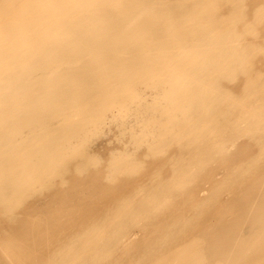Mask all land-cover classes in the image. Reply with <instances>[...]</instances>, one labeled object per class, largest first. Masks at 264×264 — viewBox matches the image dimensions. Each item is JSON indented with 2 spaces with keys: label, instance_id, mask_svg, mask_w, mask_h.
I'll list each match as a JSON object with an SVG mask.
<instances>
[{
  "label": "bare ground",
  "instance_id": "obj_1",
  "mask_svg": "<svg viewBox=\"0 0 264 264\" xmlns=\"http://www.w3.org/2000/svg\"><path fill=\"white\" fill-rule=\"evenodd\" d=\"M262 66L264 0H0V264H264ZM132 114L153 161L101 169L90 136Z\"/></svg>",
  "mask_w": 264,
  "mask_h": 264
},
{
  "label": "rangeland",
  "instance_id": "obj_2",
  "mask_svg": "<svg viewBox=\"0 0 264 264\" xmlns=\"http://www.w3.org/2000/svg\"><path fill=\"white\" fill-rule=\"evenodd\" d=\"M263 67V66H262ZM264 68V67H263ZM264 71V70H263ZM238 79H240V78H236V80L235 81H230V82H226L228 85H229V87L230 88H232V89H235V91H239L238 89H240L239 87L241 86V80L242 79H240V80H238ZM225 83V82H224ZM233 83V84H232ZM226 84V85H227ZM227 85V86H228ZM238 88V89H237ZM144 90H146L145 92H144ZM142 94L144 95V98L146 99H143V100H145V102H147L148 101V103H149V101L151 102V100H152V102L151 103H153V99H152V97L154 98V93H153V91H151L150 89H147V88H143L142 89ZM236 92V93H237ZM142 95V96H143ZM148 97V98H147ZM108 118L109 119H106L107 121L102 125V127H101V129H100V131L98 130V133L96 132V134L94 133L93 134V136H90V138H89V145H87V151L89 150V152L88 153H91V154H95L94 156H97V157H99L100 158V160H102V164L101 165H99V167L101 168V169H103V170H105L106 169V166L108 165V162H109V158H111V156L116 152L117 153V151L119 152H121V151H129V150H131V153H133V154H135V156L137 155V156H141V158H143L144 157V159H146V160H148V162L150 161V162H152L153 161V159H148V156H147V154H146V148H145V146H143L142 148L141 147H139L140 149L138 150L135 146H133V141H132V137H131V135H132V133H133V131L135 130V131H137V130H139L140 129V124H141V120L139 119V117L138 116H136V115H134V114H132V115H130V116H128V117H126L127 119H125V117L123 118V119H121L122 120V122H121V120H119L120 121V123L122 124H119L118 122H116L114 119H113V117H110V115L108 116ZM112 118V119H111ZM110 120V121H109ZM111 120H113V121H111ZM124 121V122H123ZM137 121V122H136ZM140 121V122H139ZM116 122V123H115ZM124 123V124H123ZM127 123V124H126ZM134 123V124H133ZM139 123V124H138ZM139 125V126H138ZM135 126V127H134ZM137 126V127H136ZM130 132V133H129ZM122 136V137H121ZM119 137V138H118ZM241 140H238V143H237V145L236 146H234V147H232V148H230L232 151H240L241 149H243V148H241V147H244V146H247V144H250V146H252L251 148V150H254L255 149V147L257 148V143L255 142H253V139H250L249 137H242V138H240ZM250 140H252V142L250 141ZM129 141V142H128ZM130 141H131V143H130ZM251 142V143H250ZM133 143V144H132ZM252 143H254V144H252ZM88 144V143H87ZM131 145V146H130ZM123 148V149H122ZM121 149V150H120ZM136 149V150H135ZM134 150V151H133ZM138 150V151H137ZM111 152H112V154H111ZM114 152V153H113ZM146 155V157H145V155ZM99 155V156H98ZM102 158H101V157ZM109 157V158H108ZM106 158V159H105ZM105 161V162H104ZM101 162V161H100ZM105 163V164H104ZM99 168V169H100ZM218 169L215 171V180H221L224 176H225V169L223 168V166L222 167H217ZM92 169H95V167L93 168L92 167ZM223 169H224V171H223ZM217 173V174H216ZM166 174H168V173H166ZM139 176H140V178H139ZM135 177H138L139 178V180L142 182V181H144V183H147V182H149L150 180L148 179V178H144V176H141V175H136ZM253 178V179H252ZM255 177H251L250 179H248L247 180V186L246 187H252L253 185H254V179ZM135 179H137V178H135ZM142 179V180H141ZM146 179H147V181H146ZM123 181L125 182V180H122V182L121 183H123ZM151 182V181H150ZM143 183V182H142ZM143 183V185H145ZM209 183V184H208ZM124 184V183H123ZM148 184V183H147ZM146 184V185H147ZM263 184H264V182H263ZM66 186V185H65ZM67 187V186H66ZM211 187V183L210 182H203L202 184H201V186L199 185V187H198V189H196V193H197V196L198 197H206V196H208L209 194H210V188ZM209 191V192H208ZM46 192V191H45ZM37 193V194H33V196L31 195L30 197H29V200L27 199V201L29 202V204L27 205L26 204V208H25V210L29 207L30 209H32V211H33V213L34 214H36L37 213V216H39L41 213H43L44 211L43 210H45V208L47 207V205H49V204H51L52 202L51 201H53V198H52V193L51 192H49L48 193V191L46 192V193ZM49 194V195H48ZM223 194V193H222ZM80 195H81V193H80ZM87 195L85 194V193H83L82 195H81V198H85ZM223 196V197H222ZM221 196V198H223L222 199V201H229L230 200V198L231 197H233L230 193H224V195H222ZM200 197V198H201ZM22 207V209L20 210H18L17 211V213L19 212V216H21V217H23L24 215H25V213L23 212V208ZM40 207V208H39ZM219 213V214H218ZM2 214V215H1ZM0 214V217H1V219L3 220V219H6V220H8L9 219V215L8 214H4V213H1ZM15 214H16V212H15ZM214 215H217V217L220 215V212L219 211H217ZM17 216V215H16ZM18 217V216H17ZM216 217V216H215ZM231 218L233 217V219H234V216L233 215H231L230 216ZM20 218V217H19ZM228 219H230L229 218V214L227 215V220ZM233 219H230L229 221H231V220H233ZM249 219V218H248ZM247 219V221L245 220L243 223H241V226H240V229L238 230V231H240V232H238V231H236L235 232V234H237V232H238V234H237V238H239V240L243 237H245L243 240H247L246 238L248 237V239H252V236H253V234H255V236H256V234H257V228L259 229V227H257L258 225L260 226L261 224L259 223V224H257L256 222V224H257V226L255 227V228H253L255 225V223H254V221H249ZM235 220V219H234ZM3 221H5V220H3ZM6 222V221H5ZM232 222V221H231ZM253 222V223H252ZM251 223V224H250ZM133 225H135V226H133L132 227V225H130L131 227H129L128 228V230L129 231H126V236L123 238V240H122V242L124 243V244H126V243H128V244H134V243H139V242H143L146 238L145 237H147V233L144 231V227H143V225H142V228H141V225L139 226H137V224H133ZM254 225V226H253ZM262 227L261 228H263L264 226H263V224L261 225ZM242 229V230H241ZM143 230V231H142ZM256 231V232H255ZM255 232V233H254ZM1 233H2V231H1ZM0 233V234H1ZM128 233V234H127ZM234 236H236V235H234ZM249 237H251V238H249ZM145 238V239H144ZM212 239H214L213 237H211ZM209 239H210V236H209ZM234 239V238H233ZM241 239V240H242ZM130 241V242H129ZM210 241H212V240H210ZM217 241V240H216ZM233 241V240H232ZM234 241H235V239H234ZM233 241V243H231L230 245L231 246H233V247H235V242ZM218 242V241H217ZM210 243H215L214 241L213 242H210ZM236 243H237V241H236ZM233 244V245H232ZM6 260H7V258H6ZM5 260V261H6ZM7 263H9V264H12V263H10V260H7L6 261Z\"/></svg>",
  "mask_w": 264,
  "mask_h": 264
}]
</instances>
